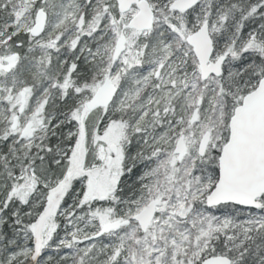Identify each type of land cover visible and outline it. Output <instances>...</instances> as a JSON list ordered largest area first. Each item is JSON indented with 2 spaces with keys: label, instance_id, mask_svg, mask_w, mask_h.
<instances>
[{
  "label": "snow or ice",
  "instance_id": "snow-or-ice-1",
  "mask_svg": "<svg viewBox=\"0 0 264 264\" xmlns=\"http://www.w3.org/2000/svg\"><path fill=\"white\" fill-rule=\"evenodd\" d=\"M0 264H264V0H0Z\"/></svg>",
  "mask_w": 264,
  "mask_h": 264
}]
</instances>
